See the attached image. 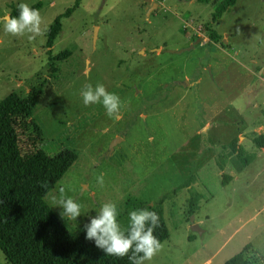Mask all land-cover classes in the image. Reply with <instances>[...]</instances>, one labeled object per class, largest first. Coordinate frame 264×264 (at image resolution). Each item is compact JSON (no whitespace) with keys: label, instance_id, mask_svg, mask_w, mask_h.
<instances>
[{"label":"rangeland","instance_id":"1","mask_svg":"<svg viewBox=\"0 0 264 264\" xmlns=\"http://www.w3.org/2000/svg\"><path fill=\"white\" fill-rule=\"evenodd\" d=\"M41 1V36L14 37L0 23V100L40 89L30 118L41 148L76 151L58 182L81 216L62 219L44 197L69 231L105 202L117 204L122 230L131 210L151 205L168 238L145 264H223L246 244L264 258V147L252 141L264 134V0H236L212 25L217 41L204 25L220 0H80L50 49L47 28L75 0ZM20 2L0 0V18ZM89 84L119 95V119L83 103ZM234 137L255 155L240 173Z\"/></svg>","mask_w":264,"mask_h":264},{"label":"trees","instance_id":"2","mask_svg":"<svg viewBox=\"0 0 264 264\" xmlns=\"http://www.w3.org/2000/svg\"><path fill=\"white\" fill-rule=\"evenodd\" d=\"M235 2L220 0L215 5L210 20L204 25L208 38L213 41L220 38L212 25ZM79 3L80 0H75L47 28V48H51L61 31V19L69 17ZM30 6L39 10L42 1L36 0ZM11 15H18L17 7ZM63 55L49 59H61ZM40 92V89L32 90L29 96L22 97L12 91L0 100V251L9 264H130L127 256L121 259L105 255L94 241L85 239L84 228L73 235L44 199L76 161L77 153L64 147L50 155L41 148L42 130L30 118ZM252 141L258 148L264 147V134L255 135ZM227 146L236 154L242 169L253 161L255 155L246 152L238 137ZM42 182H47V188L41 187ZM143 208L159 215V227L154 235L160 242L167 239L168 229L161 208L151 205ZM128 226L124 229L126 234ZM223 264H264V258L251 244H246Z\"/></svg>","mask_w":264,"mask_h":264},{"label":"clouds","instance_id":"3","mask_svg":"<svg viewBox=\"0 0 264 264\" xmlns=\"http://www.w3.org/2000/svg\"><path fill=\"white\" fill-rule=\"evenodd\" d=\"M17 10L16 16L6 15L0 18L5 33L14 37L27 36L29 40L41 36L43 20L40 11L23 0L17 4ZM81 96L85 105L102 104L109 118L119 119L121 99L118 94L109 92L103 84H97L95 87L87 85L81 91ZM96 179L102 186L103 175ZM41 187L47 188V182H42ZM67 191L63 183L58 182L52 191L46 193L45 199L50 202L52 208L61 209L59 215L62 219L77 221L82 214L81 205L68 196ZM96 213L84 225L85 239L94 241L95 246L105 255L121 259L127 256L130 264H145L161 250V242L154 235V230L159 227L160 222V217L155 211L147 208L131 210L128 214L127 234L118 221L116 203L105 202Z\"/></svg>","mask_w":264,"mask_h":264},{"label":"water","instance_id":"4","mask_svg":"<svg viewBox=\"0 0 264 264\" xmlns=\"http://www.w3.org/2000/svg\"><path fill=\"white\" fill-rule=\"evenodd\" d=\"M155 5H157V2H154L150 7H149V9H148V13H149V11L153 8V6H155ZM97 29V27H95V30ZM192 47V45L190 46V48ZM174 52H180V51H178V50H174ZM191 221L193 220V216H191ZM191 229H193V230H197V231H199V232H201L202 230L198 227V225L196 224V223H192L191 224Z\"/></svg>","mask_w":264,"mask_h":264},{"label":"crops","instance_id":"5","mask_svg":"<svg viewBox=\"0 0 264 264\" xmlns=\"http://www.w3.org/2000/svg\"><path fill=\"white\" fill-rule=\"evenodd\" d=\"M247 167V166H246ZM246 167H244L243 169H241L238 173H240L241 171H243ZM239 174H237V178H239L238 176Z\"/></svg>","mask_w":264,"mask_h":264}]
</instances>
